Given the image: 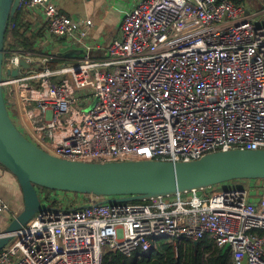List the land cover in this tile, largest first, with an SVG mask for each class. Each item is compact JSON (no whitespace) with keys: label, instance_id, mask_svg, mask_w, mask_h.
<instances>
[{"label":"built area","instance_id":"obj_1","mask_svg":"<svg viewBox=\"0 0 264 264\" xmlns=\"http://www.w3.org/2000/svg\"><path fill=\"white\" fill-rule=\"evenodd\" d=\"M35 10L49 37L93 50L90 20L72 21L52 0H21L18 11ZM255 17L229 0H141L104 56L54 68L53 56L10 42L1 83L8 108L17 99L26 120L19 130L75 162H188L264 150V24ZM249 182L113 205L70 193L60 208L44 205L39 192L41 210L12 234L0 264H102L107 252L149 255L157 240L177 257L181 243L205 239L228 245L232 264L244 256L264 264V195L252 201ZM5 212L17 215L0 196Z\"/></svg>","mask_w":264,"mask_h":264},{"label":"water","instance_id":"obj_2","mask_svg":"<svg viewBox=\"0 0 264 264\" xmlns=\"http://www.w3.org/2000/svg\"><path fill=\"white\" fill-rule=\"evenodd\" d=\"M20 2L0 0V166L14 177L22 195L21 210L8 220L0 237V251L12 240V234L41 210V188L93 195L100 203L113 205L208 189L236 180H264V150L219 151L188 162L86 163L57 158L38 147L13 122L1 85L6 29ZM20 66L30 68L24 60ZM33 67L38 69L36 64ZM18 74V69L11 72L14 77ZM227 249L228 245L222 251ZM240 264H246L245 256Z\"/></svg>","mask_w":264,"mask_h":264},{"label":"crops","instance_id":"obj_3","mask_svg":"<svg viewBox=\"0 0 264 264\" xmlns=\"http://www.w3.org/2000/svg\"><path fill=\"white\" fill-rule=\"evenodd\" d=\"M52 1L57 5L59 10L71 18L72 21L77 23L82 20H90L92 23V26L89 28V45L93 47V50L86 51L84 48L78 46L69 48L67 45L61 48L60 40L58 41L47 35L44 18L41 12L35 10L27 13V21L31 22L32 30L37 32L39 29H44V36L37 39L36 45L40 47V52H38V54H48L61 61H65L74 59L72 58L73 56L81 57L83 53L85 56H90V54L95 57L104 56L108 44L120 36V25L124 15L141 0H71L74 2L73 6L69 5L68 0ZM81 25H84V23ZM59 47L63 50L62 52L57 51ZM68 52L72 55H66ZM9 111H11V116L17 120L19 126L21 124H26L22 105L17 99L9 102ZM261 183V180H252L249 182L250 186L253 188L252 201L264 195V187ZM0 196L5 200L13 213L17 214L21 210L22 195L20 188L14 177L1 166ZM9 217L8 212L0 215V232L4 231L8 220H10Z\"/></svg>","mask_w":264,"mask_h":264},{"label":"trees","instance_id":"obj_4","mask_svg":"<svg viewBox=\"0 0 264 264\" xmlns=\"http://www.w3.org/2000/svg\"><path fill=\"white\" fill-rule=\"evenodd\" d=\"M229 1L236 5L242 3L241 0ZM26 16V13L17 11L9 21L4 40L5 49L11 42L12 49H20L30 53L40 52V47L36 44L37 39L44 36V29H39L37 32L32 30V24L27 21ZM10 22L14 24L13 29H10ZM83 54L81 57L85 56ZM90 56L92 57L93 55L90 54ZM62 62L54 57L49 66L54 68ZM42 189H39V191ZM157 241L159 242L158 246L153 247L149 255L136 252L131 257H126L118 252H107L103 256L102 264H232L229 252H223V248H218L213 242L207 239L203 240L197 246L191 243H181L177 257L167 242Z\"/></svg>","mask_w":264,"mask_h":264},{"label":"rangeland","instance_id":"obj_5","mask_svg":"<svg viewBox=\"0 0 264 264\" xmlns=\"http://www.w3.org/2000/svg\"><path fill=\"white\" fill-rule=\"evenodd\" d=\"M242 1V5H244V7L246 8L247 11H249L250 13H255L256 20H262L261 24H264V0H241ZM68 3L70 6L74 5V2L71 0H68ZM62 9H63V5H62ZM85 18V17H84ZM75 19V18H74ZM78 24H82L85 23V20L79 21L77 22ZM60 47L62 48L64 45H67L69 48H72L71 45H69L68 43H66L65 41H61L60 42ZM58 48V52H62L63 50L61 48ZM57 52V53H58ZM72 55L70 52L66 53V55ZM95 57V56H92ZM72 60H78L81 57H75L73 56ZM70 61V59H68ZM68 60H65L63 62H68ZM11 112V111H10ZM11 115V113H10ZM13 119V122L17 125L18 128H20L19 123L17 122V120L11 116ZM21 132L24 133L23 129H21ZM25 135H27V133H24ZM28 137V135H27ZM242 181V180H241ZM225 184V183H224ZM263 187H264V180L262 181ZM223 185V184H221ZM261 185V184H260ZM220 186V185H218ZM40 196H41V200L42 203H44V205H46L47 207H64L66 206L65 201L67 199H69L70 197V193H66V192H60V191H52V190H48V189H42L40 190ZM75 199L77 200L78 203H82V202H86V198L83 196H76ZM22 207V206H21ZM163 240H161L160 242H162ZM230 256V255H229ZM232 259V257L230 256V260Z\"/></svg>","mask_w":264,"mask_h":264},{"label":"flooded vegetation","instance_id":"obj_6","mask_svg":"<svg viewBox=\"0 0 264 264\" xmlns=\"http://www.w3.org/2000/svg\"><path fill=\"white\" fill-rule=\"evenodd\" d=\"M247 181V180H246Z\"/></svg>","mask_w":264,"mask_h":264}]
</instances>
